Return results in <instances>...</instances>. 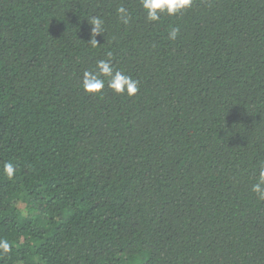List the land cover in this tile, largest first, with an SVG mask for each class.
I'll return each instance as SVG.
<instances>
[{
	"label": "trees",
	"instance_id": "trees-1",
	"mask_svg": "<svg viewBox=\"0 0 264 264\" xmlns=\"http://www.w3.org/2000/svg\"><path fill=\"white\" fill-rule=\"evenodd\" d=\"M121 4L133 19L124 25ZM101 16L93 48L88 20ZM178 26L175 41L170 27ZM135 97L88 95L106 59ZM0 264H264V0H0Z\"/></svg>",
	"mask_w": 264,
	"mask_h": 264
},
{
	"label": "clouds",
	"instance_id": "clouds-1",
	"mask_svg": "<svg viewBox=\"0 0 264 264\" xmlns=\"http://www.w3.org/2000/svg\"><path fill=\"white\" fill-rule=\"evenodd\" d=\"M193 2L194 0H139L148 22H158L164 15L176 16L178 13L190 9ZM116 13L124 25H128L133 19L132 13L123 4L117 7ZM88 23L92 26V38L89 44L95 48L98 46L95 37L104 33L105 20L101 16H92ZM179 33L180 28L178 26L170 27L168 40L175 41ZM80 86L88 95L102 96L105 88H107L115 95L131 98L139 93L140 81L118 69L113 63L112 53L109 52L106 59L97 60L93 68L83 71ZM0 171L8 180H12L16 175L17 165L11 160L4 161ZM251 191L258 200L264 201V163L260 164L258 177L256 183L252 185ZM12 251V243L7 239L0 238V256H7Z\"/></svg>",
	"mask_w": 264,
	"mask_h": 264
}]
</instances>
